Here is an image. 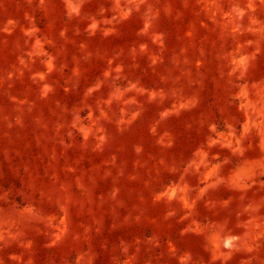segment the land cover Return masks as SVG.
<instances>
[{"label": "rangeland", "instance_id": "rangeland-1", "mask_svg": "<svg viewBox=\"0 0 264 264\" xmlns=\"http://www.w3.org/2000/svg\"><path fill=\"white\" fill-rule=\"evenodd\" d=\"M0 264H264V0H0Z\"/></svg>", "mask_w": 264, "mask_h": 264}]
</instances>
